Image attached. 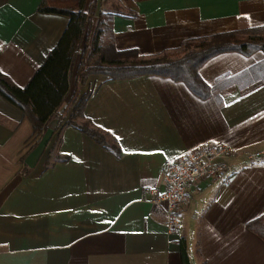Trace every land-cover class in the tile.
Listing matches in <instances>:
<instances>
[{
    "label": "crops",
    "instance_id": "1",
    "mask_svg": "<svg viewBox=\"0 0 264 264\" xmlns=\"http://www.w3.org/2000/svg\"><path fill=\"white\" fill-rule=\"evenodd\" d=\"M39 1L0 0V70L20 86L68 22L37 11ZM100 11L111 14L116 47L143 55L219 31H264V0H96L92 29ZM199 74L204 97L165 75L89 74L84 115L120 154L65 125L47 163L55 117L35 133L0 95V264H182L180 239L190 264H264V240L247 226L264 210V49L219 52ZM206 138L233 147L230 184L192 183L181 228L167 232L145 188H163L164 159Z\"/></svg>",
    "mask_w": 264,
    "mask_h": 264
},
{
    "label": "trees",
    "instance_id": "2",
    "mask_svg": "<svg viewBox=\"0 0 264 264\" xmlns=\"http://www.w3.org/2000/svg\"><path fill=\"white\" fill-rule=\"evenodd\" d=\"M36 10L64 14L68 22L25 85H17L0 70V95L28 117L33 132H42L48 120L55 117L54 131L65 125L74 126L116 155L120 154V148L115 137L84 115L89 91L81 92L80 86L89 74L102 73L111 78L160 74L184 81L193 92L204 97L210 94V87L201 78L199 66L206 59L222 51L249 54L264 49V31L250 27L189 38L178 48L143 55L134 47H116L110 13L100 11L92 29L96 0H40ZM77 58L73 90L65 100L70 90V71ZM58 134L59 131L56 142ZM54 146L47 153L46 163ZM247 226L264 240V210L249 220ZM180 256L182 264H190L184 239H180Z\"/></svg>",
    "mask_w": 264,
    "mask_h": 264
},
{
    "label": "built area",
    "instance_id": "3",
    "mask_svg": "<svg viewBox=\"0 0 264 264\" xmlns=\"http://www.w3.org/2000/svg\"><path fill=\"white\" fill-rule=\"evenodd\" d=\"M252 156H260L256 150ZM234 149L229 144L206 138L181 153L166 157L162 164L164 187L145 188L153 205L160 204L164 211L162 223L167 232H177L182 226L183 214L179 206L187 197V190L195 181L206 179L230 184L233 174Z\"/></svg>",
    "mask_w": 264,
    "mask_h": 264
},
{
    "label": "rangeland",
    "instance_id": "4",
    "mask_svg": "<svg viewBox=\"0 0 264 264\" xmlns=\"http://www.w3.org/2000/svg\"><path fill=\"white\" fill-rule=\"evenodd\" d=\"M80 91H81V88H80ZM86 91V90H85ZM54 143L56 144V141H55V139H54V142H53V146H54ZM53 154H54V148H53Z\"/></svg>",
    "mask_w": 264,
    "mask_h": 264
}]
</instances>
